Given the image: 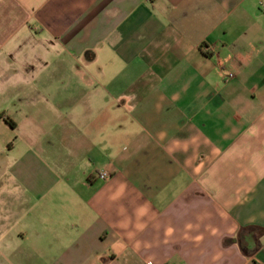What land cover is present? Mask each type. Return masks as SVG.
I'll return each mask as SVG.
<instances>
[{
  "label": "crops",
  "instance_id": "1",
  "mask_svg": "<svg viewBox=\"0 0 264 264\" xmlns=\"http://www.w3.org/2000/svg\"><path fill=\"white\" fill-rule=\"evenodd\" d=\"M149 263L264 264V0H0V264Z\"/></svg>",
  "mask_w": 264,
  "mask_h": 264
},
{
  "label": "built area",
  "instance_id": "2",
  "mask_svg": "<svg viewBox=\"0 0 264 264\" xmlns=\"http://www.w3.org/2000/svg\"><path fill=\"white\" fill-rule=\"evenodd\" d=\"M108 176H109V174H108L107 172H102V173L99 175V177H100L101 179H106ZM149 264H151V263H149Z\"/></svg>",
  "mask_w": 264,
  "mask_h": 264
},
{
  "label": "trees",
  "instance_id": "3",
  "mask_svg": "<svg viewBox=\"0 0 264 264\" xmlns=\"http://www.w3.org/2000/svg\"><path fill=\"white\" fill-rule=\"evenodd\" d=\"M11 125H14L13 123H11Z\"/></svg>",
  "mask_w": 264,
  "mask_h": 264
}]
</instances>
